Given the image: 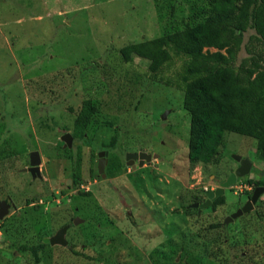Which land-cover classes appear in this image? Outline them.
Returning a JSON list of instances; mask_svg holds the SVG:
<instances>
[{"label":"rangeland","instance_id":"rangeland-1","mask_svg":"<svg viewBox=\"0 0 264 264\" xmlns=\"http://www.w3.org/2000/svg\"><path fill=\"white\" fill-rule=\"evenodd\" d=\"M160 2L0 0V196L18 206L49 202L48 209L42 205L38 212L25 209L30 212L25 223L15 217L5 222L0 229L7 242L47 236L41 226L62 225L65 220L52 213L77 208L74 200L69 202L74 197L86 219L75 231L86 245L84 255L75 259L60 249L61 254L50 258L58 261L50 264H264V194L256 214L212 227L249 199L250 181H264L257 141L227 132L212 163L192 164L191 118L184 109V92L175 83L183 62L174 60L153 79L148 77L149 61L133 50L159 37L166 26L183 28L191 14V0L187 6L182 0H163L161 13ZM173 3L179 8L168 24ZM253 34L245 33L236 66L260 51L249 40ZM128 46L133 63L122 57ZM135 73L141 76L136 84ZM87 100L98 102L99 127L67 149L62 137L73 134ZM114 137L118 141L112 147ZM105 150L112 172L108 169L101 181L98 153ZM33 151L49 159L41 165L43 179L38 181L21 171ZM128 152L158 157L140 169L124 165L117 170L116 159L122 162ZM234 156L249 159L252 170L226 189L225 204L201 213L188 209L206 200L204 190L220 187L234 173ZM74 173L80 178L76 186ZM30 218L39 221L38 233Z\"/></svg>","mask_w":264,"mask_h":264},{"label":"trees","instance_id":"trees-1","mask_svg":"<svg viewBox=\"0 0 264 264\" xmlns=\"http://www.w3.org/2000/svg\"><path fill=\"white\" fill-rule=\"evenodd\" d=\"M182 1L188 5L189 0ZM191 1L188 5L191 14L182 19L186 22L183 28L173 30L166 26L159 37L133 47V50L149 61L148 77L153 79H159L164 67L172 65L174 60L183 62L175 83L184 92V109L191 118L189 159L192 164L212 163L227 132L256 140L257 157L264 160V0ZM163 3L161 0L157 6L160 13L164 10ZM178 8L176 3L172 4L168 24ZM249 30H254L250 42L260 45V51L236 66L244 35ZM131 48L122 50L127 63L134 62L133 56L128 58L127 55V49ZM133 77L135 84L140 81V74L135 73ZM167 81L173 82L170 78ZM98 108L96 101L83 102L75 122V140L90 137L99 127ZM106 124L114 126L113 122ZM117 141L114 137L112 147ZM116 160V169L120 170L124 166L120 159ZM111 172L112 168L109 175ZM74 176L77 180V173ZM250 183L264 185L262 180ZM224 203L223 196L215 202L214 208ZM30 219L32 228L39 225V221Z\"/></svg>","mask_w":264,"mask_h":264},{"label":"flooded vegetation","instance_id":"flooded-vegetation-1","mask_svg":"<svg viewBox=\"0 0 264 264\" xmlns=\"http://www.w3.org/2000/svg\"><path fill=\"white\" fill-rule=\"evenodd\" d=\"M66 134H70V133H66ZM71 135L73 137V134H71ZM74 139L75 138L73 137V140ZM64 145H65V143H64ZM65 148L68 149V148H71V147H65ZM101 153H106L103 156V158H100V154ZM128 153L139 154V153H143V152H128ZM144 153H146V152H144ZM109 155H110L109 151H106V150L105 151H100L98 153V157H99L98 160L100 161V159H102L105 162L104 174L106 175V178L108 176L107 171H108V167H109L110 160H111ZM153 156H155V155H153ZM44 159L45 158L41 157L42 164H43V162H45ZM242 160H246V159L242 158ZM99 161H98V165H97V172L99 174L98 177H100V179L102 181V179L105 180L106 178H103L102 175H100V173H99V168H98ZM129 163L131 165H129ZM146 164H148V163H145L143 166H145ZM122 165L123 166L127 165L128 166L127 169H133V170H135L136 168L140 169V168L143 167V166H140L139 158H131L129 161H127L126 160V155L124 157V160L122 161ZM30 166L31 165H30V161H29V164L27 166L23 167L21 169V171L23 173H25V174L30 175L32 178H34V181H36V180L38 181L39 179L42 180L43 178L40 177V175L42 176L41 169H40V175L38 173H35V175H34L30 171ZM240 167H241V163L238 162V167H237V169L234 172H236ZM74 175H75V173H74ZM74 177L72 178L71 182H72V185L76 186L80 182V178L78 176V179L76 180V179H74ZM229 177H227L226 180ZM223 183L220 184V187H221V185ZM65 184H66L67 187L71 186L70 182H68V183L66 182ZM258 187H264V185H254V187H252V195L249 197L248 200L245 201V203L241 207H239L236 210V212H238L240 209H242L245 206V204L252 198L256 188H258ZM218 188H216V189H218ZM216 189L211 190L210 192H213ZM202 193L206 196V200L204 202H202V203L201 202H196V203L192 204L191 206L187 207L188 209H191V208L192 209H196L200 213L204 209H213V210H215V209H217V208H214L215 202H217V200H219L223 196L225 198V193L221 197H219L218 199H216V198L209 199V196H208L209 191L208 190H204ZM66 197L67 196H65V198ZM261 197H260V199L258 200L257 203L260 202ZM65 198L63 199V201L65 200ZM72 200H74V204L77 205V208H73L71 206L72 207L70 209L71 211H69V210H67V211L66 210H61V212H59L60 210H56L53 213L51 212L52 215H54V219H56L58 217L61 220H65V222L62 225H59L58 227H51V229L49 228V226H46V227H45V225L41 226V231L42 230L46 231L45 234H48L47 236H43L42 238H40L38 236V234H37V236L36 235L34 236L35 241H34V239H31L30 241L24 242L23 244H21L20 241H15L13 243V242H7V240L2 238L3 235H2L1 229H3V224H5V222H7L9 219H12L14 217L17 220V222H19L20 224L23 223V222L25 223V221L28 220V218L30 217V215H29L30 212L26 211L25 209L31 208L34 212H38V210L42 209V205L44 206V208L48 209L47 208L48 207L47 204L49 202H46V204H45V201L43 199H40V201H38L37 203H35L36 201H32L31 203L29 201H24V205L23 206H18L17 204H15L14 202L11 201V198L0 196V209L3 208V210L4 209L8 210V215H6L3 219H0V228H1L0 229V264H50V263H53V261H55V260L58 261V259H54L53 261L50 259L52 254H54V253L61 254L60 253L61 250L62 251L67 250V252L70 253V255L76 257L75 259H77L80 255H84V251H85V246L86 245L84 243H80L78 239H80L81 237H78L77 234H75V231L77 230V228L79 230V228L82 225L86 224V219H84V217L80 216L81 207H82V210H84V208H83V206L81 204L78 203L77 199H75L74 197L73 198H69V202H72ZM209 200L211 202V205L208 206V207H204L209 202ZM257 203L254 205L255 213L254 212H249L247 214H251V213L252 214H256V205H257ZM51 204H54V202L51 203ZM196 204L198 205V207L197 208H193L192 206L196 205ZM83 205H85V204H83ZM78 206H79V208H78ZM220 206H222V205H220ZM55 207L57 208V206H55ZM65 212H68V214H70L69 218L66 217V216L64 218L62 217V216H64L62 213H65ZM75 212H77V213H75ZM235 213H232L231 216L233 214H235ZM40 215H41V212H40ZM244 215H246V214H244ZM231 216H227L224 219L223 223H221L220 225L226 226V223H225L226 219L231 217ZM243 216H241V217H243ZM241 217H239V218H241ZM66 227H67V232L65 234L66 245H63V244L52 245L51 243H45V239L53 238L54 236L57 235L58 232H60L61 230H63ZM32 229H33V231L38 233V228H32ZM81 230H83V229H81ZM40 242H42L44 245H42ZM23 246H27V247L23 251H20ZM8 256H11L12 258H8ZM46 256H47V258H46ZM55 264H56V262H55Z\"/></svg>","mask_w":264,"mask_h":264},{"label":"water","instance_id":"water-1","mask_svg":"<svg viewBox=\"0 0 264 264\" xmlns=\"http://www.w3.org/2000/svg\"><path fill=\"white\" fill-rule=\"evenodd\" d=\"M165 117L166 115L164 116V119ZM62 141L65 143V147H72L73 137L71 134H65L62 137ZM105 154L106 153H101L100 158H103ZM157 157L158 156H153L151 153H144V152L139 153V154L128 153L126 155V160L129 161L131 158H139L140 166H143L145 163H150L153 159H156ZM234 159L237 162L241 163V167L236 172L232 173L230 177L221 185V187H219L213 192H209L208 193L209 199H212V198L218 199L225 193L226 189L232 187L233 185L237 183L238 178H243L251 173L252 162L249 159L242 160L241 156H234ZM44 161L47 162L49 161V159L45 158ZM41 164H42V160H41L40 153L37 151L32 152L30 154L31 173L34 175L35 173H38L40 175ZM129 165L131 164L129 163ZM98 168H99L100 175H102L103 178H106V175L104 174L105 162L102 159H100L99 161ZM40 177L42 176L40 175ZM263 194H264V187L256 188L252 198L245 204V206L242 209H240L238 212L233 214L231 217L227 218L225 223L228 224L249 212L255 213L254 205L258 202V200ZM210 205H211V202L209 200V202L204 207H208ZM192 207L197 208L198 205L196 204V205H193ZM6 215H8V210L7 209L3 210V208H1L0 209V219H3ZM66 232H67V227L61 230L60 232H58L57 235L54 236L53 238L45 239V243H51L52 245H56V244L66 245V240H65Z\"/></svg>","mask_w":264,"mask_h":264}]
</instances>
